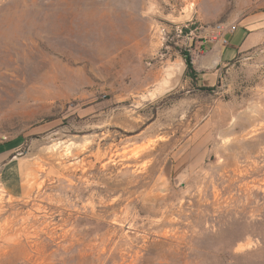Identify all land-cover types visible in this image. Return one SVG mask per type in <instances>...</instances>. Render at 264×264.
Segmentation results:
<instances>
[{
	"label": "rangeland",
	"instance_id": "374dc122",
	"mask_svg": "<svg viewBox=\"0 0 264 264\" xmlns=\"http://www.w3.org/2000/svg\"><path fill=\"white\" fill-rule=\"evenodd\" d=\"M220 24L262 40L205 88ZM6 142L0 264H264V0H0Z\"/></svg>",
	"mask_w": 264,
	"mask_h": 264
},
{
	"label": "crops",
	"instance_id": "0c3cea01",
	"mask_svg": "<svg viewBox=\"0 0 264 264\" xmlns=\"http://www.w3.org/2000/svg\"><path fill=\"white\" fill-rule=\"evenodd\" d=\"M241 29L239 35H235ZM262 40L256 32L244 27L237 28L233 33H221L219 36L205 42L203 47L190 50V61L196 75V81L205 88H211L218 81L219 69L225 67L236 55L248 50ZM225 41V43H223ZM234 43V46L231 43ZM175 62L180 72L185 75L186 65L182 57H176ZM16 146L12 142L0 145V185L5 193L13 198L24 196L27 192L16 157L7 158L9 152Z\"/></svg>",
	"mask_w": 264,
	"mask_h": 264
},
{
	"label": "trees",
	"instance_id": "16d2710c",
	"mask_svg": "<svg viewBox=\"0 0 264 264\" xmlns=\"http://www.w3.org/2000/svg\"><path fill=\"white\" fill-rule=\"evenodd\" d=\"M183 59L185 60V65H186V72H185V76L190 78L191 80H196V75L193 71L192 65H191V61L189 56L184 55Z\"/></svg>",
	"mask_w": 264,
	"mask_h": 264
},
{
	"label": "built area",
	"instance_id": "2783aa9c",
	"mask_svg": "<svg viewBox=\"0 0 264 264\" xmlns=\"http://www.w3.org/2000/svg\"><path fill=\"white\" fill-rule=\"evenodd\" d=\"M236 29L237 27L235 25L224 26L220 24L216 27V36H219L221 33H233ZM223 43H225V41H223Z\"/></svg>",
	"mask_w": 264,
	"mask_h": 264
}]
</instances>
